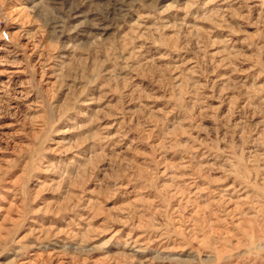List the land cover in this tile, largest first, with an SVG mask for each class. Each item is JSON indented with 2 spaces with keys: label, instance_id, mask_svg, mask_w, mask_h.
Here are the masks:
<instances>
[{
  "label": "clouds",
  "instance_id": "obj_1",
  "mask_svg": "<svg viewBox=\"0 0 264 264\" xmlns=\"http://www.w3.org/2000/svg\"><path fill=\"white\" fill-rule=\"evenodd\" d=\"M214 2L204 0V7ZM150 3L151 0H32L35 16L32 22L36 31L29 33L28 38L44 52L48 49L46 43L38 39L41 34L47 36V43L56 45V62L52 71L57 84L54 90L45 92L42 82L37 81L33 73L30 82L25 83L23 96L35 95L37 99L36 103L29 102L23 121L25 127L30 123L35 132L33 151L39 154L41 161L47 160L50 170H57L65 181L70 176L83 175L89 161L96 165L98 187L93 189V194L98 193L102 199L93 201V205L95 219L100 223L87 221L88 236L80 245L84 252L103 251L124 229H130L126 237L121 236L117 241L123 247L115 253H106L107 256L122 255L131 264H156L161 258L170 264H205V261L214 264L212 257H202L199 253L195 256L161 257L158 252L184 251L187 246L183 241H190L193 236L197 243L213 252L218 251L222 244H231V240L217 238L215 232L202 227L200 219L192 217L194 201L202 206L209 200L201 191L208 186L195 185L193 181L207 172L208 175L221 173V179L231 181L235 178L242 184L257 173V169L264 172V167H260L264 156L245 159L242 148L238 149L234 144L228 149L221 147L234 133L229 128L221 139L220 106L214 109L209 103L216 98V89L208 78L207 70L201 68L196 59L173 57L171 50L180 51V48L171 45L170 51L163 54L145 51L140 55L137 50H130L131 45L125 43L129 37L151 41L167 28H174L177 36L184 27L191 30L189 36L198 30L187 15L175 24L171 18L162 20L157 10H148ZM199 3L200 0H189L187 14H191ZM245 3H250V0H245ZM261 6L264 7V0ZM247 15L251 20L254 13L250 9ZM193 19L199 21L201 17L193 15ZM149 20L153 22L152 26L146 23ZM260 22H264V11ZM15 55V59L0 57V68L11 66L20 69L26 60L20 59L19 53ZM157 60L167 63L160 65ZM189 63L193 64L192 69L188 68ZM145 68L151 69L150 85L146 82L148 73H144L143 80L137 78ZM200 76L204 77L203 81L194 79ZM225 90H229L227 86ZM63 92H69L74 100L72 113L89 115L87 121L78 119L67 110L63 95L58 94ZM4 97H0V111L11 105V93L5 91ZM97 102L98 108L76 107L81 103L95 105ZM213 110L217 113L215 124H205ZM36 112L39 114L34 115ZM93 112L94 116L91 115ZM104 120L111 123L103 124ZM66 130L78 135L63 136ZM149 133L152 134L151 140H148ZM53 145L57 148L53 149ZM61 145L88 147L68 159L51 160L45 155L53 151L63 152L65 149ZM201 152L203 160L198 155ZM211 153L216 155L213 157ZM159 156L163 159L158 160ZM100 174L104 175L103 179ZM129 178L133 181L129 193H122L124 182ZM162 185L167 186V204H162L156 195L162 190ZM232 191L240 195L235 185ZM257 191L259 195L252 199L264 201V182L257 186ZM122 194L126 197L123 203L118 201L108 207L107 201ZM177 200L180 207L173 216L171 209L176 207L173 201ZM177 217L182 219L178 221ZM177 223L179 229H176ZM137 229L141 236L133 240ZM153 233H163L157 239L165 236L182 239L174 240L157 251L142 243L145 236L152 240ZM102 236L107 239H101ZM235 238L233 234L232 239ZM129 248L144 255L136 256L124 251Z\"/></svg>",
  "mask_w": 264,
  "mask_h": 264
},
{
  "label": "rangeland",
  "instance_id": "obj_2",
  "mask_svg": "<svg viewBox=\"0 0 264 264\" xmlns=\"http://www.w3.org/2000/svg\"><path fill=\"white\" fill-rule=\"evenodd\" d=\"M188 3L189 0H151L148 10H157L162 20L171 18L174 24L187 15L188 20L198 26V30L192 32L191 36L189 28H181L179 36L174 28H167L162 35L151 41H146L143 37H129L125 43L131 45L130 50H137L140 55L145 51L154 54L168 53L171 45L173 48H180V51L171 50L173 57L187 56L190 60L196 59L199 66L207 70L208 78L216 89V98L209 103L214 109L215 106H220L219 118L223 125L220 130L221 139L229 128L234 133L227 137L221 147L228 149L234 144L236 148L243 149L245 159H259L264 156V22H260L261 12L264 11L262 0H250L248 4L245 0H215L207 7H204V0H200L191 14L186 11ZM31 4L32 0H0V57L15 59V54L19 53V58L26 60L20 69L11 66L0 68V97H4L5 91L12 95L11 105L0 111V264H131L122 255H106L123 247L117 241L121 236L126 237L130 229H124L112 245L103 251L86 253L80 248L88 236L87 221L100 223V220L95 219L93 205V201L102 199L98 193L93 194V189L98 187L95 179L96 165L89 161L83 175L70 176L65 181L57 170H50L47 160L41 161L39 154L33 151L35 132L30 123L25 127L23 113L29 102L36 103L37 97L23 96L26 91L25 83L30 82L34 73L36 80L42 82L45 92L56 88L57 77L52 68L56 62L57 47L47 43V36L41 34L38 39L44 41L48 49L44 52L28 38L29 33L36 31V25L32 22L35 16ZM250 9L254 13L251 20L247 15ZM193 15H199L201 19L197 21L193 19ZM146 23L149 26L153 24L151 20ZM185 48L191 50L186 51ZM156 63L163 65L167 61L157 60ZM188 68L192 69L193 64L189 63ZM144 73L149 74L146 82L150 85V68H145L137 78L143 80ZM194 79L203 81L204 77ZM226 86L229 89L227 91ZM58 94L63 95V103L72 113L74 100L69 92ZM83 99L82 93L81 100ZM76 107L89 109L100 105L98 102L95 105L81 103ZM17 108L20 109L19 112L16 111ZM72 114L77 115L80 120L89 119L87 114ZM91 115L94 116L95 113ZM216 116L217 113L213 110L204 123L214 125ZM109 123L111 121H103V124ZM77 135V132L67 130L63 133L66 137ZM147 135L148 140H151L152 134ZM213 139L216 137L213 136ZM52 147L57 148L56 145ZM60 147L65 150L45 155L51 160L68 159L83 152L88 146ZM198 155L203 160V152ZM210 155L214 157L216 153ZM76 158H79L78 155ZM157 159L163 157L159 156ZM260 167H264V163ZM257 173L242 184L235 178L231 181L221 179V173L208 175L207 172L198 175L193 181L195 185L208 186L201 191L209 200L202 206L194 201L192 217L200 219L202 227L215 232L217 238L231 240V244H222L218 251L213 252L202 247L193 236L190 241H183L187 246L186 250L158 254L163 257L195 256L199 253L202 257H212L214 264H264V201L255 202L252 199L259 195L257 186L264 182V172L257 169ZM100 178L103 179L104 175L100 174ZM132 184L131 178L127 179L122 193H129ZM233 185L239 189L240 195L232 191ZM161 189L156 195L160 197L162 204H167V186L162 185ZM125 199L122 194L107 201L108 207L118 201L123 203ZM173 202L176 207L171 209V213L175 216L180 202ZM88 208L93 210H86ZM180 219L182 217H177L178 221ZM179 227L177 223L176 229ZM233 234L235 239H232ZM162 235L163 233H153L152 240L145 236L142 243L151 245L152 249L158 251L174 240L182 239H169L167 236L157 239ZM140 236L141 232L137 229L133 233V240ZM101 239L107 237L102 236ZM124 251L131 255H144L131 248ZM156 264L170 262L161 258L157 259Z\"/></svg>",
  "mask_w": 264,
  "mask_h": 264
}]
</instances>
